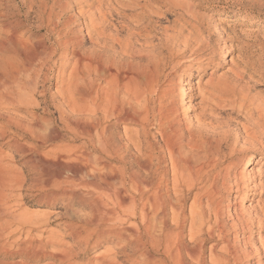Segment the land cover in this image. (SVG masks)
Here are the masks:
<instances>
[{"label":"bare ground","instance_id":"obj_1","mask_svg":"<svg viewBox=\"0 0 264 264\" xmlns=\"http://www.w3.org/2000/svg\"><path fill=\"white\" fill-rule=\"evenodd\" d=\"M96 16L85 25L89 49L80 32L72 33L75 20L40 15L45 36L21 37L15 43L21 48L0 58V105L32 110L26 114L31 123L5 122L31 142L35 159L28 169L45 188L80 191L46 195L48 200L67 195L87 207L79 224L66 225L61 235L33 238L42 233L45 215L11 212V195L23 183L0 165V264H79L93 250L84 264H264V177L261 172L246 177L240 170L264 158V106H247L246 97L237 101V82L228 87L223 81L222 89L210 80L198 88L200 113L194 126L180 109L176 79L190 77L193 69L201 78L212 66L205 23L193 15L179 16L169 31L160 28L159 20H145L136 32L120 37L118 30L107 35L105 15ZM50 67L56 68L54 91L61 102L54 105L55 120L71 140L81 141L66 157L56 151L52 162L35 149L58 140V127L34 112L35 99L47 98L39 89L49 81L45 72ZM242 76L233 70L234 80L241 82ZM220 103L229 116H242L238 134L222 126ZM120 124L140 129H125L123 146L114 136ZM256 196L254 210H244L242 204Z\"/></svg>","mask_w":264,"mask_h":264},{"label":"rangeland","instance_id":"obj_2","mask_svg":"<svg viewBox=\"0 0 264 264\" xmlns=\"http://www.w3.org/2000/svg\"><path fill=\"white\" fill-rule=\"evenodd\" d=\"M40 15H57V19L63 16L64 18L75 20L72 33L80 32L82 34L84 37L82 44L85 49H89L88 31L85 25L92 19L96 20L98 18L96 15H105V19L108 22V27L106 26L105 28L107 35L114 36L116 32L120 31L118 32L120 37H123L122 35L125 36L128 32L133 34L136 32L137 26L146 21L150 23L159 20L161 29L172 31L171 27L175 19L177 20L179 16L193 15L200 22L205 23L204 27L211 34L209 50L214 52V62L211 67L205 68L201 78L194 69L190 70V77L185 78V74H180L181 77H177L176 90L180 94L179 106L185 118L191 120L194 126L196 125L193 118L200 113V109H198V102H200L198 88H201L202 84L203 86L206 85L207 81L210 80L212 83H219L222 89L226 87L223 84L224 82L228 84V87L235 86L234 83L237 82V87L235 86L238 93L236 94L237 101L241 97H246L247 106L252 108L264 106V0H0V41H3V43H0L3 44L2 47L4 48V55L0 57L1 59L11 55L17 48L19 49L20 46L15 43L16 41L19 43L21 37L27 40L30 37L31 39H38L45 36L46 30L40 25L43 17L41 18ZM88 15L95 16L89 17ZM139 20L142 21L139 22ZM241 49H243L242 52ZM202 52L203 50L200 53ZM58 58L59 56H56L53 60L56 65L59 62ZM74 60V58H71L66 64L65 75ZM235 66L238 69L240 68V71H237L238 69ZM233 70L234 72L243 73L241 82L233 79ZM45 74L46 78L50 79L39 90H44L47 98H45L46 100L41 97L35 99L34 102L38 108L34 112L39 117H44V119L54 122L56 128L58 127L59 139L36 148L35 151L38 154L46 155L44 159L52 162L56 157V151H62L63 156L66 157L68 155L66 152L80 145L81 141L71 140L63 126L57 124L54 105L61 102L56 99L54 91L56 86V81L54 80L56 68L51 69L50 67ZM184 81H189L191 85L183 87L180 83ZM240 86L243 89L238 90ZM183 90L187 91L186 96L183 95ZM95 92L96 90L92 93V98L95 96ZM187 96L189 99H186ZM44 110L47 111V114ZM31 111L27 107H23L19 111L15 107L0 105V165L2 169L5 168L9 176L12 175L11 178L14 181L23 183L21 190L14 189L11 195V212L16 213V215L22 213L31 215H37L38 213L37 216L45 215L42 222L46 224L41 229L42 233L35 232L32 236L36 238L41 235V238L45 239L50 232L56 236L61 235L66 225H78L80 219H83L86 215L87 207L79 201H73L69 197L68 200L66 198L67 195L58 198L55 202L48 200L45 197L46 195H61L63 192L68 190L71 192V189L73 191L75 188L63 185L45 188L40 183L41 178L37 173L28 169L27 163L35 159V155L29 150L31 142L22 137L19 131L5 127V122L9 120L10 122H22L24 124L31 123V120L26 117L30 116L26 114ZM218 111L217 113H220L221 115H219L222 117V126L226 124L227 130L229 129L232 133L235 131L234 134H238L242 116L240 114H231L232 116H229L230 113L223 103H220ZM222 113L225 114L222 115ZM110 125L113 126V122H110ZM125 129L131 130L133 133L140 130L134 126L127 127L121 124L114 126V136L120 146L125 144L122 139ZM150 133L155 136L156 131L151 129ZM19 148H23L26 154H23ZM239 148L244 149L241 144H239ZM128 153H131V156L128 157L129 162L132 163L134 152L130 149ZM247 157V155H244L243 158L247 159ZM76 165L78 164L73 163L72 166ZM165 168L167 170V165ZM240 170H244L246 177L248 174L252 176L260 172L261 177H264V158L260 159L250 169H244L241 166ZM165 178L168 188H171L169 182L170 174L168 173V177ZM76 190L78 188L74 191ZM78 192L80 191L78 190ZM84 192L82 191L81 193L85 194L86 192ZM126 192L130 194V189H126ZM256 201H259V196L243 203L242 207L246 211H253L257 206ZM19 204L21 206L18 208ZM13 240L9 242L12 243ZM253 240H256V236ZM109 246L111 247L112 245ZM96 251L88 252L84 257L85 259L78 261L79 264L86 263L88 259L91 260ZM46 262L41 264H46ZM250 264H253V262Z\"/></svg>","mask_w":264,"mask_h":264}]
</instances>
